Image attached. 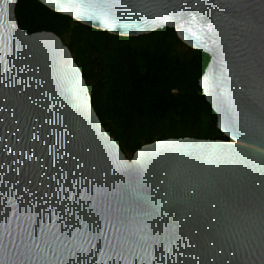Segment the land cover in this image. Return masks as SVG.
<instances>
[{"label":"water","instance_id":"water-1","mask_svg":"<svg viewBox=\"0 0 264 264\" xmlns=\"http://www.w3.org/2000/svg\"><path fill=\"white\" fill-rule=\"evenodd\" d=\"M96 29L173 27L231 140L128 159L70 49L0 0V264H264V0H39Z\"/></svg>","mask_w":264,"mask_h":264},{"label":"trees","instance_id":"trees-1","mask_svg":"<svg viewBox=\"0 0 264 264\" xmlns=\"http://www.w3.org/2000/svg\"><path fill=\"white\" fill-rule=\"evenodd\" d=\"M15 16L20 29L53 32L70 49L96 114L126 157L169 138L231 140L200 86L210 56L185 44L175 28L111 34L39 0H17Z\"/></svg>","mask_w":264,"mask_h":264},{"label":"rangeland","instance_id":"rangeland-1","mask_svg":"<svg viewBox=\"0 0 264 264\" xmlns=\"http://www.w3.org/2000/svg\"><path fill=\"white\" fill-rule=\"evenodd\" d=\"M127 158H128V159H130L131 157H130V156H128Z\"/></svg>","mask_w":264,"mask_h":264}]
</instances>
